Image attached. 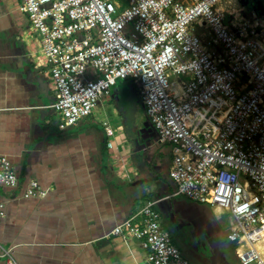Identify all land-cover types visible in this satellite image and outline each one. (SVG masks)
Returning a JSON list of instances; mask_svg holds the SVG:
<instances>
[{
  "label": "built area",
  "instance_id": "1",
  "mask_svg": "<svg viewBox=\"0 0 264 264\" xmlns=\"http://www.w3.org/2000/svg\"><path fill=\"white\" fill-rule=\"evenodd\" d=\"M21 8L40 36L37 62L49 66L59 91L52 107L60 128L92 115L131 77L157 142L172 145L173 195L230 213L241 262L264 264V15H248L239 0H22ZM0 183L19 184L1 154ZM47 193L33 179L23 195ZM168 197L112 231L140 241V264H192L160 222L155 206ZM4 207L0 199V219ZM0 259L20 264L11 248L2 247Z\"/></svg>",
  "mask_w": 264,
  "mask_h": 264
},
{
  "label": "crops",
  "instance_id": "2",
  "mask_svg": "<svg viewBox=\"0 0 264 264\" xmlns=\"http://www.w3.org/2000/svg\"><path fill=\"white\" fill-rule=\"evenodd\" d=\"M21 5L22 0H0V154L19 174L16 187L0 183V252L11 248L20 264H140L146 257L140 241L112 231L148 201L169 196L156 204L160 222L168 230L164 213L177 234L179 245L171 236L173 243L192 264H243L238 242L229 238L230 213L173 195L177 185L166 181L172 147L165 169H157L156 158L145 155L149 146L141 150L134 142L139 127L133 128L134 139L125 133L109 137L104 122H111L94 116L99 108L60 128L52 107L59 91L49 66L37 62L40 36ZM33 179L48 190L45 197L23 195Z\"/></svg>",
  "mask_w": 264,
  "mask_h": 264
},
{
  "label": "rangeland",
  "instance_id": "3",
  "mask_svg": "<svg viewBox=\"0 0 264 264\" xmlns=\"http://www.w3.org/2000/svg\"><path fill=\"white\" fill-rule=\"evenodd\" d=\"M119 2L123 3V5H127V0H119ZM262 2L264 4V0H262ZM256 12L260 14L259 10H256ZM234 13L235 12H231L230 15L234 16ZM242 13L243 11L240 12L241 15ZM246 13L252 16V10L248 9ZM252 18L253 17H250V19ZM196 28H200L199 25H196ZM137 91L138 90H136L131 77L119 79L117 85H114L111 88L110 94L104 96L98 102L97 108H99V110L95 111L96 115L94 114V116L101 119V121L108 119L111 122V125L115 128L117 138L122 137L121 135L125 133L126 130L141 127L145 121L149 120L145 106L142 104ZM124 144L126 145L125 149L127 147L130 148L133 145L131 144V141L130 143L125 142ZM171 147V144H158L154 142L153 145H149V150L145 152V155H148L149 153V159L153 157L156 158L155 164L156 167H158L157 169L164 170L169 161V155H167V153L170 152ZM141 164L143 165V162H141ZM166 178L169 186L174 183L169 175V171H167ZM168 192L170 191L168 190ZM162 219L164 226L170 231L173 241L179 245L175 229L172 227L164 213H162Z\"/></svg>",
  "mask_w": 264,
  "mask_h": 264
},
{
  "label": "water",
  "instance_id": "4",
  "mask_svg": "<svg viewBox=\"0 0 264 264\" xmlns=\"http://www.w3.org/2000/svg\"><path fill=\"white\" fill-rule=\"evenodd\" d=\"M248 8H254V10H259L260 14H264V4L261 0H240ZM138 137L141 139V150L148 148L152 140L156 136V130L151 124L150 120H147L143 123L142 128L137 131Z\"/></svg>",
  "mask_w": 264,
  "mask_h": 264
},
{
  "label": "flooded vegetation",
  "instance_id": "5",
  "mask_svg": "<svg viewBox=\"0 0 264 264\" xmlns=\"http://www.w3.org/2000/svg\"><path fill=\"white\" fill-rule=\"evenodd\" d=\"M141 127H142V126H141ZM141 127H139V128H141ZM139 128H136V129H135V133H136V135H137V130H138ZM132 132H133V128H131L130 130H126L125 134H126L127 136H128V135L131 136V133H132ZM131 139H134V138L131 136ZM136 140H138L139 143L141 142V139H139L138 136H137V139H134V142H136Z\"/></svg>",
  "mask_w": 264,
  "mask_h": 264
},
{
  "label": "bare ground",
  "instance_id": "6",
  "mask_svg": "<svg viewBox=\"0 0 264 264\" xmlns=\"http://www.w3.org/2000/svg\"><path fill=\"white\" fill-rule=\"evenodd\" d=\"M239 3H240V5L242 6V7H244L245 8V10H247L248 9V7L247 6H245L244 5V3L242 2V1H240L239 0ZM220 99H217V103H218V101H219ZM156 207V206H155Z\"/></svg>",
  "mask_w": 264,
  "mask_h": 264
},
{
  "label": "trees",
  "instance_id": "7",
  "mask_svg": "<svg viewBox=\"0 0 264 264\" xmlns=\"http://www.w3.org/2000/svg\"><path fill=\"white\" fill-rule=\"evenodd\" d=\"M141 101H142V100H141ZM142 103H143V102H142ZM156 136H157V133H156ZM156 136H155V137H156ZM174 191H175V190H174Z\"/></svg>",
  "mask_w": 264,
  "mask_h": 264
}]
</instances>
